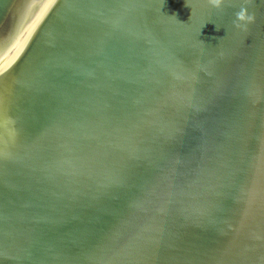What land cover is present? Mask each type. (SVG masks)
Segmentation results:
<instances>
[{
	"label": "water",
	"instance_id": "obj_1",
	"mask_svg": "<svg viewBox=\"0 0 264 264\" xmlns=\"http://www.w3.org/2000/svg\"><path fill=\"white\" fill-rule=\"evenodd\" d=\"M0 0V264H264V0Z\"/></svg>",
	"mask_w": 264,
	"mask_h": 264
},
{
	"label": "clouds",
	"instance_id": "obj_2",
	"mask_svg": "<svg viewBox=\"0 0 264 264\" xmlns=\"http://www.w3.org/2000/svg\"><path fill=\"white\" fill-rule=\"evenodd\" d=\"M208 3L213 9L222 12L229 0H208ZM255 19V15L247 7V0H243L239 10L234 14L232 24L239 30H246L249 25L255 22Z\"/></svg>",
	"mask_w": 264,
	"mask_h": 264
}]
</instances>
